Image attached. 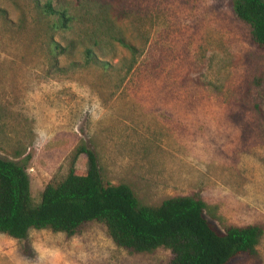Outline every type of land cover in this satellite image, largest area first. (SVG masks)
I'll list each match as a JSON object with an SVG mask.
<instances>
[{"label": "rangeland", "instance_id": "rangeland-1", "mask_svg": "<svg viewBox=\"0 0 264 264\" xmlns=\"http://www.w3.org/2000/svg\"><path fill=\"white\" fill-rule=\"evenodd\" d=\"M75 9L76 0H56ZM111 19L138 51L114 43L110 67L83 64L86 24L52 39L32 0H0V157L27 161L34 204L71 166L87 169L91 150L103 185L125 184L144 205L176 196L200 198L220 232L264 227V51L237 21L230 0H109ZM48 36V38H47ZM71 41L75 47L70 48ZM65 48V50H63ZM255 259L264 264V235ZM158 248L132 254L103 225L67 237L30 230L24 240L0 234V264H169Z\"/></svg>", "mask_w": 264, "mask_h": 264}, {"label": "trees", "instance_id": "trees-1", "mask_svg": "<svg viewBox=\"0 0 264 264\" xmlns=\"http://www.w3.org/2000/svg\"><path fill=\"white\" fill-rule=\"evenodd\" d=\"M32 1L38 21L52 34L47 36L51 52L62 53L53 35L73 30L85 17L79 41L83 64L112 66L102 59L105 48L115 43L129 57L112 68L119 67L125 76L132 72L138 51L111 19V13L119 16L120 12H114L109 0H76L75 9L56 0ZM230 6L234 18L248 27L252 43L264 51V0H230ZM74 44L71 41L68 46L74 48ZM78 154L86 155L87 169L71 166L60 182L45 186L38 204L30 191L29 158L18 162L0 157V234L24 240L30 230L49 229L72 237L94 222L103 225L112 242L129 253L168 250L169 264H232L240 258H257L263 225L230 226L220 232L205 218V204L198 197L176 196L158 206L144 205L125 184L103 185L91 150L81 147L75 157Z\"/></svg>", "mask_w": 264, "mask_h": 264}]
</instances>
